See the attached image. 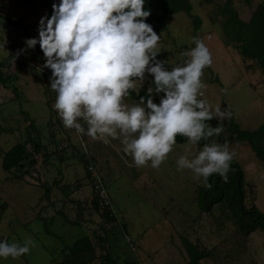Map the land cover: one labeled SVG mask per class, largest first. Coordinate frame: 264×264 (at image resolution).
Instances as JSON below:
<instances>
[{
  "label": "rangeland",
  "instance_id": "374dc122",
  "mask_svg": "<svg viewBox=\"0 0 264 264\" xmlns=\"http://www.w3.org/2000/svg\"><path fill=\"white\" fill-rule=\"evenodd\" d=\"M26 1L0 0L1 72L10 76L0 81V201L6 204L0 212V241L22 243L30 238L34 246L19 258H0V263L53 264L62 258L61 249L66 244L85 235L95 247L89 264H102L100 257L105 251L113 259L111 264H189L183 238L208 252L198 264H264L262 230L255 229L244 237L219 206L209 212L198 208L196 192L202 182L194 179L190 170L178 169L176 163L187 139L177 141L158 169L150 163L138 168L123 153L119 140L105 144L64 127L54 109L56 93L50 87V69L43 67V52L39 44L33 49L25 45L26 39L38 38L40 18L50 17L52 5L60 0H34L35 11ZM188 1L200 23L195 26L185 11L168 15L167 30L157 33L158 56L167 61L165 68L170 70L184 61L182 53L195 47L194 37L202 39L213 61L203 70L202 98L230 112L240 128L258 127L264 123V74L255 61L240 55L223 27L221 8L225 1ZM260 2L264 0H231V7L247 21ZM4 17L21 20L24 27L15 28ZM6 39L12 40L13 52L25 49L20 56L33 65L13 64L7 57ZM151 81L152 76L146 73L143 84ZM138 101L126 98L130 104ZM230 118L215 119L216 126L224 129L218 139L222 144L227 141L235 153L232 160L244 170L245 203H254L264 213V164L246 142L231 134ZM28 137L40 143L39 152L33 151ZM24 141L36 164L4 171L2 153ZM200 143L194 150L202 148ZM83 159L101 175L112 212L94 209V193ZM103 211L114 219H107ZM97 236L104 241L99 243Z\"/></svg>",
  "mask_w": 264,
  "mask_h": 264
},
{
  "label": "clouds",
  "instance_id": "9594fccd",
  "mask_svg": "<svg viewBox=\"0 0 264 264\" xmlns=\"http://www.w3.org/2000/svg\"><path fill=\"white\" fill-rule=\"evenodd\" d=\"M144 4L145 0H60L52 5L50 17L40 18L38 38L26 39V49L39 44L43 52V67L51 70L50 87L56 93L54 109L65 128L105 144L119 140L138 168L150 163L158 169L177 136L185 137L188 143L176 161L178 169L190 170L207 189L212 188L213 174L227 183L235 155L227 141L194 150L201 140L224 131L210 124L213 119L231 117L202 98L201 77L213 62L212 54L194 37L195 47L182 53L184 61L165 68L167 61L156 59L160 35L145 22L150 10ZM146 73L153 77L147 96L127 103L130 90L139 94ZM153 93H163L158 104ZM32 246L30 238L22 243L0 241V258H19Z\"/></svg>",
  "mask_w": 264,
  "mask_h": 264
},
{
  "label": "trees",
  "instance_id": "16d2710c",
  "mask_svg": "<svg viewBox=\"0 0 264 264\" xmlns=\"http://www.w3.org/2000/svg\"><path fill=\"white\" fill-rule=\"evenodd\" d=\"M224 1L225 3L221 8V14L225 18L223 27L226 29L227 33L230 34L234 47L239 51L240 55L255 61L258 68L264 74V3H258L253 9L249 19L245 21L241 19L237 11L231 7V0ZM26 2L33 11L36 10V7H34V0H27ZM46 4L48 6L50 5L48 2H46ZM144 9L150 10V16L145 22L150 24L156 33L166 31L168 15L178 11H185L192 17L195 26H198L200 23L198 16L191 13L192 5L188 0H145ZM4 19L9 25L11 24L15 28L24 27L21 20H16L11 17H4ZM12 47L13 45H11V48ZM31 54L36 56L35 50H32ZM7 57L9 60L13 58V56L9 54ZM22 58L25 59L24 57ZM156 59L161 60L158 55ZM22 64L23 63H17L16 65L19 67ZM2 66H4V64L0 62L1 83L10 77L9 75L4 77V74L1 72ZM215 80L218 81L217 77ZM152 81L150 84H143L141 88L138 87V95L136 91L130 90V95L127 98L139 100L141 96L146 97L148 87L153 86ZM161 96H163V93H153V102L158 104ZM210 124L215 127L216 120L213 119ZM28 125L32 129L35 128L32 122H29ZM229 129L236 140L246 142L259 161L264 164V123L251 130L242 129L234 121L233 117H231ZM176 139L177 141H183L186 138L177 136ZM28 142L32 145L34 152H39L42 149L40 143L32 137H28ZM212 142L220 143V140L217 136H213L208 140H201L200 145L203 147L204 144ZM83 161L86 174L89 178L90 173L87 168L89 162L87 159H83ZM27 164L33 166L36 164V161L34 158H31V152L28 151L25 141L16 143L2 153L1 166L4 171H9L16 167L23 169ZM230 169L227 183L223 182L218 174H213L209 177V183L212 184L211 189L205 188L203 184L197 187L196 204L198 208L203 212H209L214 206H219L225 213V217L233 222L236 230L244 237L249 236L250 232L255 229H260L264 232V213L254 203L251 205L245 203L247 192L244 170L241 165L234 160L230 163ZM23 172L28 173V170L25 169ZM92 203L94 209L101 210L96 200L93 199ZM5 206V202L0 201V212ZM76 206H78V204ZM108 213L107 211H103L102 215L107 219H114V217H111L110 213ZM72 224L78 225L76 222ZM97 241L100 243L103 242L104 239L97 236ZM183 245L186 252L190 255L189 264H198L205 255H209L208 252L198 250L197 246L186 238H183ZM61 253L63 254L62 258L60 260H53V264H89L94 257L95 247L90 238L83 235L77 238L72 244H66L61 249ZM100 258L102 264H111L113 262V259L109 256L107 251H105ZM126 264L134 263L129 262Z\"/></svg>",
  "mask_w": 264,
  "mask_h": 264
},
{
  "label": "built area",
  "instance_id": "2783aa9c",
  "mask_svg": "<svg viewBox=\"0 0 264 264\" xmlns=\"http://www.w3.org/2000/svg\"><path fill=\"white\" fill-rule=\"evenodd\" d=\"M11 44H12V40L6 39L5 48H7L8 54L13 56L11 62H13V64L28 62L27 59H23L20 55L17 56L16 55L17 53L13 52V50L10 48ZM29 64L33 65V62H30ZM87 168L90 173L89 179L91 182V189L94 193L93 199L97 201V205L99 206L100 209H108L112 212L113 209H112L111 199L109 197L106 188L103 185L101 175L98 173L96 167L92 163H89Z\"/></svg>",
  "mask_w": 264,
  "mask_h": 264
},
{
  "label": "crops",
  "instance_id": "0c3cea01",
  "mask_svg": "<svg viewBox=\"0 0 264 264\" xmlns=\"http://www.w3.org/2000/svg\"><path fill=\"white\" fill-rule=\"evenodd\" d=\"M7 50V48H5Z\"/></svg>",
  "mask_w": 264,
  "mask_h": 264
}]
</instances>
